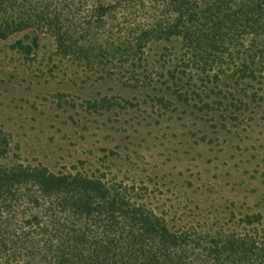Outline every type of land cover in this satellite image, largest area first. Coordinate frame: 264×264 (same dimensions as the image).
<instances>
[{"label":"trees","instance_id":"trees-1","mask_svg":"<svg viewBox=\"0 0 264 264\" xmlns=\"http://www.w3.org/2000/svg\"><path fill=\"white\" fill-rule=\"evenodd\" d=\"M28 31L91 71L148 70L146 53L161 46L177 62L167 79L180 100L197 84L264 85V0H0V40ZM39 41L13 49L28 59ZM0 264H264V231H176L134 188L0 164Z\"/></svg>","mask_w":264,"mask_h":264},{"label":"rangeland","instance_id":"rangeland-1","mask_svg":"<svg viewBox=\"0 0 264 264\" xmlns=\"http://www.w3.org/2000/svg\"><path fill=\"white\" fill-rule=\"evenodd\" d=\"M35 37L30 58L13 49ZM145 60L135 74L91 71L60 58L50 34L0 40V164L134 188L176 231H264V85L197 84L180 100L172 53L152 45Z\"/></svg>","mask_w":264,"mask_h":264}]
</instances>
